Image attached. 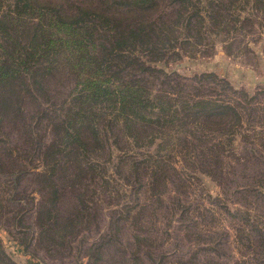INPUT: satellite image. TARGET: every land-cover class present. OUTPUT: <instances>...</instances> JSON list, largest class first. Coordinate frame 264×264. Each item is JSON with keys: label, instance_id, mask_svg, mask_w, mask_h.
<instances>
[{"label": "rangeland", "instance_id": "1", "mask_svg": "<svg viewBox=\"0 0 264 264\" xmlns=\"http://www.w3.org/2000/svg\"><path fill=\"white\" fill-rule=\"evenodd\" d=\"M107 1L121 30L159 28L127 47L159 71H119L114 56L112 75L176 94L173 109L130 122L108 102L89 106L67 54L0 82V264H264V0ZM31 26H19L23 46ZM1 36L9 66L17 53ZM206 73L250 96L243 126L188 118L180 100L213 94L191 85Z\"/></svg>", "mask_w": 264, "mask_h": 264}, {"label": "trees", "instance_id": "2", "mask_svg": "<svg viewBox=\"0 0 264 264\" xmlns=\"http://www.w3.org/2000/svg\"><path fill=\"white\" fill-rule=\"evenodd\" d=\"M6 1L10 0H0V35H3L1 46L3 48L14 47L17 54L11 56L13 62H10L9 66L5 64L6 61L0 62V82L23 77L26 71H31L32 65L42 64V59L67 54L70 59L76 61L75 67L82 69L85 80L80 96L89 106L98 102H108L114 110L125 115L128 121L133 116L137 117L139 111L140 113L160 112L156 115V118L160 120L167 117L166 115L161 117L162 113H166L168 109L172 111L174 106L172 101L176 94L168 91L153 93L150 88L139 84L140 82L137 83L138 81L128 82L123 78L117 79L111 73V62L114 56L123 60L119 71L126 73L135 71V74L140 73V75L155 74L159 71L154 66L157 60H146L127 49L138 43L148 45L146 41H152L154 31L157 32L159 29L158 27L153 29V26L157 24L132 25L130 23L126 24V29L121 30L123 23L116 16H112L110 7L116 3L107 0L102 1L103 6L99 10L87 6L88 4L93 5V2H85L84 4L87 5L64 6L52 0H15L13 4L11 3L8 13H5L3 5ZM26 20L32 24L27 29L32 28L33 35L30 38V44L23 46L18 29ZM102 25L106 27L103 28ZM114 26L120 32L119 35L116 31L111 33ZM149 28L153 31H149ZM165 29L159 32L164 34ZM102 30L104 33L109 31L105 37L106 39L112 38L110 45L106 43L109 40L102 42L96 37L97 34L98 37H102ZM92 46L96 48V52H91L90 47ZM35 58L39 60L38 63L30 64ZM162 74L165 77L172 75L165 72ZM194 82L197 83L193 86L196 91L209 85L213 93L210 97L194 96L191 101L180 100L188 110V118L193 119L196 125L204 127L213 121H219L223 127L230 126L232 129L244 125L245 120L241 110H251L254 106L247 93L240 92L229 80L215 73L195 75L191 78V85ZM211 83L213 85H210ZM187 85L190 84L187 83ZM226 90L228 93L223 92ZM145 113L137 118L145 121L154 119V117L147 118L144 116ZM221 144L219 146H224L223 142Z\"/></svg>", "mask_w": 264, "mask_h": 264}]
</instances>
